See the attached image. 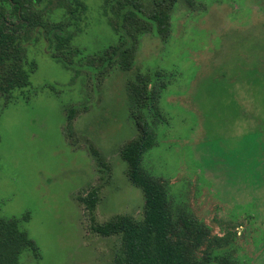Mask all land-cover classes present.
Masks as SVG:
<instances>
[{
    "label": "rangeland",
    "instance_id": "obj_1",
    "mask_svg": "<svg viewBox=\"0 0 264 264\" xmlns=\"http://www.w3.org/2000/svg\"><path fill=\"white\" fill-rule=\"evenodd\" d=\"M81 2V24L67 28L78 51L69 69L50 58L47 37L37 33L25 45L36 64L29 86L0 97V216L20 219L39 250L38 258L23 251L19 264H115L120 237L91 226L141 216L143 194L120 155L138 135L127 84L149 74L156 94L157 72L168 85L162 118H150L157 144L143 167L168 183L173 208L222 238L219 253L229 252L231 264H264V171L255 168L260 177L251 181L241 152L264 125V0L177 4L170 37H140L129 71L100 64L118 44L104 0ZM47 14L66 27L64 12ZM92 189L98 200L91 211L80 197Z\"/></svg>",
    "mask_w": 264,
    "mask_h": 264
},
{
    "label": "trees",
    "instance_id": "obj_2",
    "mask_svg": "<svg viewBox=\"0 0 264 264\" xmlns=\"http://www.w3.org/2000/svg\"><path fill=\"white\" fill-rule=\"evenodd\" d=\"M11 1L14 2L11 27L1 20L5 14L0 10V97H8L12 92L29 86L36 64L27 59L25 45L32 43L37 33L47 37L50 58L69 69L73 63L71 58L78 55V51L71 45L74 33L67 28L77 29L86 11L81 0ZM43 2L46 6L42 9L39 6ZM177 4L190 8L193 0H104L103 13L118 36V44L99 57L100 64H115L122 71L132 70L140 37L151 32L163 41L170 37L172 12ZM49 10L64 12L65 28L62 22L55 24L49 21ZM154 77L157 80L163 78L156 94L152 92L150 85L153 79L149 74L138 73L137 81L127 84L132 103L131 115L138 135L120 151L121 159L127 164V179L143 194L141 216H116L106 223L92 225L91 230L103 237H120L115 264H231L229 252L219 253L225 248L222 238L212 235L206 224L187 214L184 208H173L168 196V183L143 167L144 155L157 144L155 121L150 118H162L159 99L168 85L166 73L157 72ZM262 128L260 133L264 137V125ZM261 134L252 133L243 140V166L251 181L260 177L255 168L259 166L264 171ZM250 142L255 143L253 148ZM93 153L98 156L95 151ZM103 165L108 168L105 163ZM80 200L92 211L97 204V191L92 189ZM22 219H28V214ZM25 250L35 258L39 257V250L21 228L20 219L0 216V264H19Z\"/></svg>",
    "mask_w": 264,
    "mask_h": 264
},
{
    "label": "flooded vegetation",
    "instance_id": "obj_3",
    "mask_svg": "<svg viewBox=\"0 0 264 264\" xmlns=\"http://www.w3.org/2000/svg\"><path fill=\"white\" fill-rule=\"evenodd\" d=\"M13 4L14 2H12L11 0H0V10H2L4 12V17L1 18L2 21L5 22V25L8 26H12V22H13ZM44 5V2H43ZM19 11V9H17ZM55 11H61V10H55ZM63 13V12H62Z\"/></svg>",
    "mask_w": 264,
    "mask_h": 264
}]
</instances>
